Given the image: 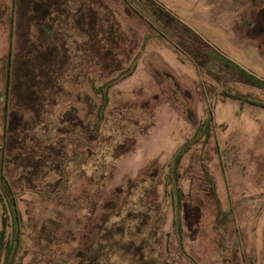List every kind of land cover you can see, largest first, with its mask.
I'll use <instances>...</instances> for the list:
<instances>
[{"label":"rangeland","instance_id":"obj_1","mask_svg":"<svg viewBox=\"0 0 264 264\" xmlns=\"http://www.w3.org/2000/svg\"><path fill=\"white\" fill-rule=\"evenodd\" d=\"M14 3L0 0V179L22 226L0 264H264V0ZM84 23L125 43L97 85L135 60L103 110Z\"/></svg>","mask_w":264,"mask_h":264},{"label":"trees","instance_id":"obj_2","mask_svg":"<svg viewBox=\"0 0 264 264\" xmlns=\"http://www.w3.org/2000/svg\"><path fill=\"white\" fill-rule=\"evenodd\" d=\"M42 1V3L47 4L49 0H40ZM52 1V0H51ZM56 2H59L60 0H54ZM122 3H125L126 5H128L132 10H134L135 12L141 13L140 10H138V8L134 5L135 0H120ZM14 6H16V0H14ZM56 4V3H55ZM55 4H53L52 6L48 5L46 8V11L48 10L50 14L52 13H56L57 12V8H55ZM82 6H79V8L81 10H84L81 8ZM15 8V7H14ZM15 10V9H14ZM52 10V11H51ZM109 11L111 12V10L109 9ZM15 12L12 11V16ZM52 16H54L52 14ZM115 18V17H114ZM54 21H57V17L52 18L51 20H49V23H53ZM95 20L91 19V25L92 22ZM85 25V23H84ZM114 23L113 22H108L107 25V31H103L105 34H109L110 32H112V28ZM87 25H85V27H82L81 30L87 32L89 35H91V41H85L88 42L86 43V47L84 48V53H83V57L86 56V54L88 53L89 55V51L91 50V65H92V69L95 71L94 75L91 77V87L92 90L94 92L95 96H104V98H102V104H101V110L105 109V103H107L109 101V99H107L105 97V93H107L108 91H110L115 85H117L119 83V81H123L125 79H127L128 77H130L132 75V72L134 71V69L130 68V65L133 63V61H135L134 59L130 61V65L128 66L127 69H125V74L120 75L118 77L114 76L111 77V79H109L108 81H105L104 83H102V85H97V83L95 82L96 80L94 79V77L98 74V69H100V71H105V72H113L115 73L116 71L120 70L121 68V64L119 62L120 59V54L125 53V43L123 41V38L121 36V34L119 35V30L115 33V35L111 38L108 37V35H101V30L100 28L97 29L96 26L92 27L91 26V32L88 31V27H86ZM116 27V26H115ZM48 28H44V33H49V31L51 32V30H49ZM90 30V29H89ZM53 34H55V31H53ZM89 44V45H88ZM85 45V44H84ZM52 46H49V49L46 48H42L41 53H44L47 50H51ZM85 54V55H84ZM12 55V51H10L9 56ZM9 61H10V57H9ZM41 66L44 67H48V65H46L45 63H42ZM9 68V65H8ZM9 70V69H8ZM90 73V72H89ZM112 73V74H113ZM87 77L89 78L88 74ZM10 86V81L8 79L7 81V89ZM7 89L5 91V96L7 98ZM257 105H261L264 108V102H260V103H254ZM72 110L76 113L78 111L77 108H72ZM196 142V140L194 142L191 143V145H193ZM191 148V146H186L185 148H183V153L178 154L175 158V166H176V171L175 172H171L172 178L176 181V192L178 191L179 193V197L180 199H182V191L180 186L178 185V181H179V167L182 161V158L184 157V155L186 153H188L189 149ZM3 174V173H2ZM11 183L8 180V178H6L5 175H3L0 179V203L3 204L4 206V210L2 213V230L0 233V260H1V256L3 251L5 250L8 254L11 253L12 249H13V235L14 237L16 236L15 231L20 230L21 226H22V221L20 218V214L17 210V203L15 201V196H13L12 193V188H11ZM177 196V195H176ZM13 200V201H12ZM54 200V199H53ZM5 201L7 203H5ZM119 203L118 201L113 202L112 203V207L113 209H117L119 207ZM29 206V205H28ZM35 205H33L34 207ZM180 206V205H179ZM8 207L10 209L11 212H15V217L13 218L14 222L13 224L10 221V217H9V210ZM30 209H27V212H29ZM117 213V212H116ZM110 214H107L103 219L104 221L107 220L108 216ZM175 230H177V233L179 235H181L183 233V228H182V223H181V219L180 217H178V214L175 216ZM12 226V233L13 235H9L8 234V230L9 228ZM37 228V227H36ZM102 229V226L101 228ZM179 243L182 244V238L181 241L179 240Z\"/></svg>","mask_w":264,"mask_h":264},{"label":"flooded vegetation","instance_id":"obj_3","mask_svg":"<svg viewBox=\"0 0 264 264\" xmlns=\"http://www.w3.org/2000/svg\"><path fill=\"white\" fill-rule=\"evenodd\" d=\"M10 57V59H12L13 58V54L11 55V56H9V54H8V58ZM10 66V65H9ZM5 102H6V96H5Z\"/></svg>","mask_w":264,"mask_h":264}]
</instances>
